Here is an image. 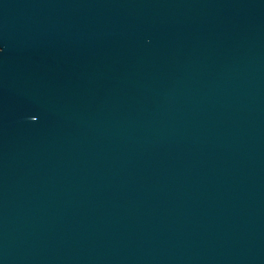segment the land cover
Segmentation results:
<instances>
[{
  "label": "water",
  "instance_id": "obj_1",
  "mask_svg": "<svg viewBox=\"0 0 264 264\" xmlns=\"http://www.w3.org/2000/svg\"><path fill=\"white\" fill-rule=\"evenodd\" d=\"M0 264H264V0H0Z\"/></svg>",
  "mask_w": 264,
  "mask_h": 264
}]
</instances>
